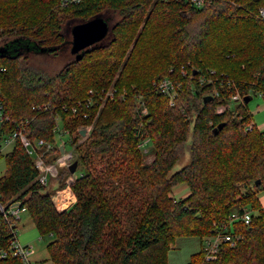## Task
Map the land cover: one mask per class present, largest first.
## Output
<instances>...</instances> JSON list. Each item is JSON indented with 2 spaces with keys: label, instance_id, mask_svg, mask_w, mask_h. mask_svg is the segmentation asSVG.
Returning a JSON list of instances; mask_svg holds the SVG:
<instances>
[{
  "label": "trees",
  "instance_id": "trees-1",
  "mask_svg": "<svg viewBox=\"0 0 264 264\" xmlns=\"http://www.w3.org/2000/svg\"><path fill=\"white\" fill-rule=\"evenodd\" d=\"M260 6L264 0H204L201 7L188 0H0V45L29 42L28 52L56 54L75 24L114 19L105 38L53 74L29 64L24 50L0 55L6 129L28 119V137L51 143L44 159L53 162L61 153L58 118L80 168L70 184L74 203L58 211L52 186L39 182L18 140L0 154V204L20 202L39 235L53 236L46 246L52 264H167L176 238L202 244L244 208L253 216L233 225L236 243H222L211 261L200 249L188 264H264L257 196L264 191V130L243 100L260 94L264 102ZM163 78L175 85L173 105L154 87ZM236 92L234 108L216 112ZM185 152L188 163L172 172ZM67 174L60 170V188ZM181 183L189 193L175 199ZM11 221L0 214V264H24L10 249Z\"/></svg>",
  "mask_w": 264,
  "mask_h": 264
},
{
  "label": "built area",
  "instance_id": "built-area-1",
  "mask_svg": "<svg viewBox=\"0 0 264 264\" xmlns=\"http://www.w3.org/2000/svg\"><path fill=\"white\" fill-rule=\"evenodd\" d=\"M71 1H79V0H71ZM190 3L197 7H201L204 4V0H188ZM257 16L260 20L264 22V6H260L257 9ZM5 72V67L0 65V77ZM154 87L156 91L164 96H166L169 100L170 105H173L174 98L176 96V88L173 82L169 78H163L158 82L154 83ZM112 96L113 90L106 93V96ZM260 96V94H258ZM252 96V95H251ZM253 97V96H252ZM241 99L240 95L234 94L231 96L230 101H239ZM88 105H92V101L89 100ZM229 103L225 106H218L217 111L221 112L225 108H229ZM39 108V107H38ZM65 109V108H64ZM75 111V108H72ZM57 123L54 129L55 135H64L68 133L60 127L59 119L56 118ZM10 121L9 116L5 113L4 106L2 100L0 99V154H3L7 149L11 148L16 140H18L26 153L33 158L34 166L38 170V180L41 184L45 186H50V181L53 179H57L60 170H67L68 178L65 180V186L63 189L56 191L52 196V200L57 201L59 209L62 210L67 209L74 202L73 192L71 191L70 184L77 176L74 173H70L68 168L70 164L74 161V152L72 148V141L69 137L67 141H63L62 138L57 140L58 145L60 146L61 153L60 155L53 161L47 162L44 159V154L49 152L52 148V144L45 142L43 139H34L31 140L28 137V133L26 131V124H28V119L19 120L15 124V128L13 130H7L6 125ZM91 126H86L84 129L86 130V135L88 134ZM83 128H80L81 130ZM85 135V136H86ZM84 137V136H81ZM57 138V137H56ZM66 144L70 145L71 150L67 151ZM146 144V141L140 143V146ZM66 206L64 209L62 206ZM264 209V205L262 206ZM61 209L59 211H62ZM21 211H26L25 207L20 204V202H13L8 207L0 204V214L6 219H12L10 222L11 227L15 224V221L20 219L19 213ZM253 216L251 210L246 208L241 211H233L226 224H222L213 234L205 237L203 239L202 250L204 251V259L206 261H211L216 258V254L219 251V247L222 243H228L229 245H234L236 241L240 238V235L237 234L234 230V226L238 223L243 225H248ZM13 239L10 243V249L13 255L18 256L22 259L24 264H32L30 261V256L33 252L31 246H22L17 242L16 239V230L12 229ZM0 255L3 257L6 255L5 250H0Z\"/></svg>",
  "mask_w": 264,
  "mask_h": 264
},
{
  "label": "rangeland",
  "instance_id": "rangeland-1",
  "mask_svg": "<svg viewBox=\"0 0 264 264\" xmlns=\"http://www.w3.org/2000/svg\"><path fill=\"white\" fill-rule=\"evenodd\" d=\"M107 21H108L109 27H111L112 23L114 22V19L112 18L111 20H107ZM70 38H71V31H70V37L69 35H66L63 44L60 46L56 54H52L49 52H33V51L28 52L26 51V49H24V51L28 53V56H27L28 63L35 65L36 67L40 68L41 70L47 73H51V74L56 73L73 57V54L70 51L71 50V39ZM236 94L239 95L238 92H236ZM240 100L241 99H239V101ZM239 101L237 100V101L229 102V105H230L229 109L234 108L236 103ZM103 104L104 103L99 105L98 109H100ZM246 106H247L249 113L252 116L251 118H252L253 124H255V126L258 129L264 130V102L261 96H259L258 94H255L252 97V99L246 104ZM217 108H216V112H218ZM59 124H61V122H59ZM56 137L59 140V142H60V138H62L63 141H67L69 139L67 134H64L61 136L57 134ZM147 146L148 144L146 143L140 147L142 150L145 151L148 148ZM66 149L67 151H70L71 150L70 145L66 144ZM152 159L153 157L151 155L150 156L148 155L146 157V162L149 163L152 161ZM188 159H189L188 153L185 152L182 155L181 159L173 167L172 172L180 169L182 166L187 164ZM5 170H6V165H5L4 159L1 157L0 158V176L4 174ZM79 172H80V168L77 167L74 174L77 175ZM66 178H68V175L63 178L62 180L63 183H65ZM54 180H56V182H55V189H53V191L51 192L52 196L54 195L56 191L63 189L65 186L64 185L63 187L60 188L59 178L58 180L57 179H54ZM182 184L184 183L178 184L172 189L171 196L173 198L182 199L186 197L185 193L188 187L180 188ZM73 196H74L73 198L75 201V195L73 194ZM257 196H258L261 206H263L264 205V191L259 192ZM53 203L58 211L62 209V208L59 209L57 207L59 206L57 201H54ZM62 207L64 208L66 206L64 205ZM19 216H20V219L15 221L17 242L21 244L22 246L32 247L33 252H35L34 255L31 254L32 264H50V262L48 261L49 254L47 252L46 246L51 240H53V236L51 235L40 236L27 211H21L19 213ZM202 246H203V242L201 244V241L196 237L176 238L173 247L169 250L167 254V264H188L191 254L202 249Z\"/></svg>",
  "mask_w": 264,
  "mask_h": 264
},
{
  "label": "water",
  "instance_id": "water-1",
  "mask_svg": "<svg viewBox=\"0 0 264 264\" xmlns=\"http://www.w3.org/2000/svg\"><path fill=\"white\" fill-rule=\"evenodd\" d=\"M109 30L108 23L102 16H95L87 21L75 24L71 29V53L75 56V61H78L82 57V51L92 45L101 41L107 35ZM16 44V43H15ZM29 42L23 43L20 47L15 45L16 49L23 51L28 49ZM24 46V47H23ZM22 47V48H21ZM11 48L6 45H0V55L8 54ZM43 52L42 49L39 50ZM8 52V53H7ZM18 52V53H19ZM211 99L210 96L204 98V101ZM252 99L251 95L244 96L243 100L248 103ZM224 126V123L218 124L213 128V133L216 134ZM81 136L86 135V130L83 128L79 130ZM77 168V161H73L68 170L70 173H74Z\"/></svg>",
  "mask_w": 264,
  "mask_h": 264
},
{
  "label": "crops",
  "instance_id": "crops-1",
  "mask_svg": "<svg viewBox=\"0 0 264 264\" xmlns=\"http://www.w3.org/2000/svg\"><path fill=\"white\" fill-rule=\"evenodd\" d=\"M67 175H68V174H67ZM55 182H56V180H54V179L50 181V184H49V185H51V183H52V185H51V186H53L52 189H55ZM181 187H187V185L182 184V186H180V188H181ZM188 193H189V191H188V189H187V190H186V193H185L186 196L188 195ZM64 208H65V207H64ZM64 208H63V209H64ZM61 210H62V209H61ZM36 230H37V229H36ZM50 235H51V234H50ZM51 236H52V235H51ZM34 253H35V252H32L33 255H34ZM30 261H31V256H30ZM48 261L50 262V264H52L49 258H48Z\"/></svg>",
  "mask_w": 264,
  "mask_h": 264
},
{
  "label": "flooded vegetation",
  "instance_id": "flooded-vegetation-1",
  "mask_svg": "<svg viewBox=\"0 0 264 264\" xmlns=\"http://www.w3.org/2000/svg\"><path fill=\"white\" fill-rule=\"evenodd\" d=\"M11 49H12V48H11ZM15 49H16V47H14V48L12 49V51L15 50Z\"/></svg>",
  "mask_w": 264,
  "mask_h": 264
}]
</instances>
